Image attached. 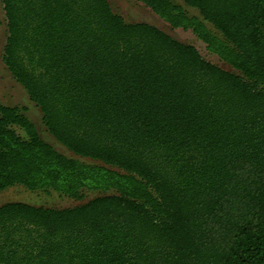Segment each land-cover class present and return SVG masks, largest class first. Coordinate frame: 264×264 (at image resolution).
<instances>
[{
	"label": "trees",
	"instance_id": "16d2710c",
	"mask_svg": "<svg viewBox=\"0 0 264 264\" xmlns=\"http://www.w3.org/2000/svg\"><path fill=\"white\" fill-rule=\"evenodd\" d=\"M1 1L2 62L77 158L0 103V194L100 195L0 206V264H264V0H134L234 72L108 0Z\"/></svg>",
	"mask_w": 264,
	"mask_h": 264
},
{
	"label": "rangeland",
	"instance_id": "374dc122",
	"mask_svg": "<svg viewBox=\"0 0 264 264\" xmlns=\"http://www.w3.org/2000/svg\"><path fill=\"white\" fill-rule=\"evenodd\" d=\"M114 10L122 15L127 22L131 23H148L158 29L164 31L174 39L194 46L204 59L218 67L234 72L230 66L222 62L217 56L209 53L206 46L199 41L192 31H184L182 29H172L166 22L161 20L158 16L152 13L149 9H145L142 4L135 3L127 0H110ZM174 3L182 5L180 0H173ZM140 4V5H139ZM190 16H196L200 20L197 10L186 8ZM209 29L213 30L211 26L207 25ZM8 32L5 13L3 10L2 1L0 0V103L8 107H21L26 109V116L36 126L41 138L52 145L57 151L63 153L67 157L77 158L72 153L62 147L47 131L42 121L41 111L33 104L28 98L25 90L18 85L12 78L11 74L6 69L2 62V55L6 43ZM22 135L23 133L19 131ZM85 163L93 164L90 160H82ZM111 194V193H109ZM98 193H87L83 201H74L72 199L60 197L52 193L45 195L43 193H31L21 187L8 189L0 194V206L6 203H25L36 207H46L55 209L73 208L82 205L95 197L99 196Z\"/></svg>",
	"mask_w": 264,
	"mask_h": 264
},
{
	"label": "crops",
	"instance_id": "0c3cea01",
	"mask_svg": "<svg viewBox=\"0 0 264 264\" xmlns=\"http://www.w3.org/2000/svg\"><path fill=\"white\" fill-rule=\"evenodd\" d=\"M109 1V3H110V5H111V7H112V9H113V12L115 13V14H117V15H119V16H121L123 19H124V21L126 22V23H128V24H137V23H131V22H127L126 20H125V18L122 16V15H120L119 13H117L115 10H114V8H113V5L111 4V1L110 0H108ZM127 1H129V0H127ZM172 2H173V0H171ZM181 2H182V0H180ZM131 2H135V3H139V2H137V1H134V0H131ZM174 3V2H173ZM183 3V2H182ZM140 4H142V3H140ZM139 4V5H140ZM174 4H176V3H174ZM176 5H178V4H176ZM142 6L146 9L147 7L146 6H144L143 4H142ZM178 6H180V7H182L183 9H185L186 11H187V9L186 8H188L184 3H183V6L182 5H178ZM147 9H149V8H147ZM188 9H191V8H188ZM150 10V9H149ZM194 10V9H193ZM151 11V10H150ZM152 12V11H151ZM153 13V12H152ZM157 16V15H156ZM162 20V19H161ZM145 24H148V23H145ZM149 25H151V24H149ZM153 26V25H152Z\"/></svg>",
	"mask_w": 264,
	"mask_h": 264
}]
</instances>
